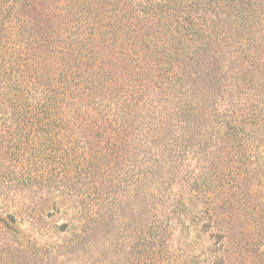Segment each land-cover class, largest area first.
<instances>
[{
  "label": "trees",
  "instance_id": "obj_1",
  "mask_svg": "<svg viewBox=\"0 0 264 264\" xmlns=\"http://www.w3.org/2000/svg\"><path fill=\"white\" fill-rule=\"evenodd\" d=\"M0 137L41 261L99 235L109 264H186L171 233L190 225L168 219L196 218L214 220L195 263L235 264L224 214L264 261V0H0ZM132 198L143 219L112 235Z\"/></svg>",
  "mask_w": 264,
  "mask_h": 264
},
{
  "label": "rangeland",
  "instance_id": "obj_2",
  "mask_svg": "<svg viewBox=\"0 0 264 264\" xmlns=\"http://www.w3.org/2000/svg\"><path fill=\"white\" fill-rule=\"evenodd\" d=\"M163 136L168 140L166 135ZM12 142L13 141H9L8 137L5 139L0 137V264H109L111 260H108V254L106 253L104 256L101 253L110 245L106 239L99 235L95 236V239L99 240L98 243H96L95 247L88 252H80L71 249L68 252L62 253L56 259L48 256L44 257L41 261L38 255L37 245L32 241V239L39 236L36 227L33 226L28 219L22 217L25 214L24 211L26 208L29 207L30 210L33 206L32 204H34V199L36 197L35 189L33 185L27 187L21 182L22 174H24V167L20 155H11L12 151L15 152ZM158 145H160L159 149L162 153H164V151L168 152V149L171 148V141L164 140L161 143L159 142ZM155 175L158 179H162V177L165 178L162 172H159L158 175L155 173ZM134 199L136 200V198ZM134 199H129L122 205V212L126 216L121 215L119 218L124 219L123 222H120L119 219L116 220V226H113L111 227L112 229H110L112 230V235L121 236L127 233L126 227L130 219H133L134 221L137 219H143L141 217L146 211L140 212L138 211L139 209L134 211L133 209L137 206H132ZM189 210V215L194 213V210ZM225 211L226 213L229 212V210ZM186 212L188 213V209ZM8 213H20L19 216L22 218L18 217L16 218L17 221L13 222L10 220L12 218L8 217ZM224 216V219H216V221L221 223L222 228L220 231L224 233L223 238L227 243L223 245L221 244V241H218L216 246L225 247L229 259L236 261L235 264H247L249 259L251 260V263L249 262V264H264V261H262L259 256H253L250 253L251 251H249V248H247V250L244 249L246 246L243 245L244 242L242 240L244 235V233H242V230L244 229L243 223L245 221L243 216L234 219H227L228 217L225 214ZM56 218L55 221L57 224H61L65 221L74 223V231L76 234L79 233L78 227L83 225L87 220L65 219L62 213L56 215ZM213 220L214 219L196 218L168 219V222L173 221L176 223L182 221L186 223L185 225H190L185 231L176 227L174 232L171 233L173 249L179 251L177 254L194 256V258L186 264H196L195 252H199L208 245V237L212 232L208 230V225ZM103 229L105 231L107 228L103 227ZM92 233L99 234L97 231H93ZM92 233L90 231L88 232V235ZM71 235L72 234L69 233L68 237ZM228 242L230 243L228 244ZM211 243L212 241L210 244ZM207 252H205L203 256H205ZM203 256H201V258H203ZM262 258H264V255Z\"/></svg>",
  "mask_w": 264,
  "mask_h": 264
}]
</instances>
